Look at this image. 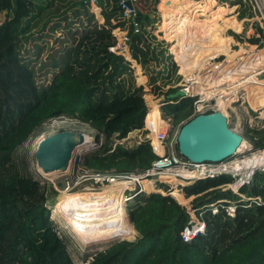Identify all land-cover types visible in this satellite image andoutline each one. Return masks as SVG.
Listing matches in <instances>:
<instances>
[{
  "label": "trees",
  "instance_id": "16d2710c",
  "mask_svg": "<svg viewBox=\"0 0 264 264\" xmlns=\"http://www.w3.org/2000/svg\"><path fill=\"white\" fill-rule=\"evenodd\" d=\"M120 1L96 0L104 12L103 15L94 10L101 25L87 0H0V264H76L69 252L72 239L50 219L49 202L56 194L51 184L23 176L14 160L18 149L43 127L50 115L80 118L97 130L98 141L105 136L100 151L76 159L91 170L145 172L158 159L148 141L132 148H113L115 141L141 131L153 111L148 84L141 81L138 86L147 94L149 114L144 95L129 74L130 66H142L151 85L157 83L156 72L164 87L170 86L174 77V83L179 84L181 77L167 44L155 35L161 23L158 15L143 21L140 33L131 36V59L110 51L117 44L112 31L126 28ZM158 3L154 0V9ZM221 3L231 7L217 0H161V37L170 43L172 53H178L180 48L177 35L183 28L187 34L195 24L202 31L216 33L215 49L224 54H229L233 43L231 37L224 36L227 29L253 39L254 33L237 19L240 14L245 17L241 1ZM166 26L169 27L165 29ZM52 40L55 44L49 48ZM140 73L147 79L141 68ZM179 90L170 88L163 94L168 97ZM253 91L256 96L260 94L257 88ZM194 102L190 98L166 100L162 111L177 126L192 117ZM254 104L257 111L264 110V99L258 102L255 98ZM244 138L252 141L256 149L264 147V129H248ZM93 140L86 135V145ZM158 152L162 154L163 149L159 147ZM232 181L230 176L223 175L181 187L182 195L177 190L174 193L184 201L195 197L192 205L196 209L220 200L238 202L239 196L223 189ZM159 186L167 195L154 189L153 183L146 184V192L157 193L138 195L126 211L121 200L115 199L110 207L105 206L106 201L94 208H87L85 203L77 214L71 203L89 202L92 198L63 196L56 210L62 214L60 207L65 208L64 216L71 221L72 232L78 233L86 245L106 241L104 230L110 231L112 239L124 238L121 220L127 219L126 212V238L133 236V227L139 233L133 245L111 243L87 253L78 264H264V175L257 174L241 190L248 199L261 198L262 204L247 208V202L241 203L235 218L225 211L218 215L206 213L205 232L188 243L181 237L190 222L187 209L173 198L175 194L169 195V185ZM110 213L116 216L109 218Z\"/></svg>",
  "mask_w": 264,
  "mask_h": 264
},
{
  "label": "built area",
  "instance_id": "2783aa9c",
  "mask_svg": "<svg viewBox=\"0 0 264 264\" xmlns=\"http://www.w3.org/2000/svg\"><path fill=\"white\" fill-rule=\"evenodd\" d=\"M140 1H120L119 7L126 28H117L112 31L117 39V44L110 49L112 53L124 55L126 58L130 56L131 36L129 34L131 27H134L133 34H139L141 31V24H137ZM240 1L245 17L241 18L240 14V16L237 15V19L240 18L239 21L246 30H251L254 33L253 39H250V44L236 42L229 36L230 32L238 35L236 31L227 29L224 36L231 37L233 43L230 45L229 54H224L222 50L215 49L218 47V44L214 42L216 33L209 29L202 31L199 24H195L190 27L187 34L183 28L182 32L177 35L176 43L178 41L180 44L178 53H172L169 49V54L178 67V75L181 77L178 87L185 92L186 98L195 101L192 119L201 114L217 112L218 102L225 100L227 103H231L233 108L230 110L249 109L250 107L251 110L257 112L251 106L249 97L250 87L257 82L256 79L260 80L259 78L264 75V62L259 55V52L264 50V0ZM94 2L96 0H87L90 5ZM114 24L116 23L114 22ZM243 45L245 46L244 49H242ZM250 48L254 50L250 52ZM149 111L150 108L148 107V114ZM163 122L166 129L158 127L155 134L159 146L154 145L151 138L154 132L153 127L147 123V117L144 125L145 130L148 131L147 138H140L138 141V145L148 141L154 154L158 157L153 162L151 169L145 172L119 174L113 171L97 172L91 170L84 166L81 161L71 163L69 169L64 174H60L63 176L66 185L65 192L67 194H101L108 189L121 187L123 189L121 198L125 208L138 195L148 194L142 187L145 181L152 182L153 186L156 187L164 175L180 180L181 187L223 175L230 176L233 181L225 185L223 189L239 196L240 201L220 200L203 209H196L193 205H182L190 215V222L181 233L183 241L187 243L205 232L204 217L206 213L218 215L225 211L229 217L235 218L241 203L247 202V208L254 204H262L261 198L248 199L241 194V190L250 185L257 174L264 175V147L256 149L247 144L236 156L219 164H192L182 158L178 150L175 152L179 131L188 121L177 126L170 118L167 121L163 120ZM140 133L141 131H138V135ZM171 135L172 139L168 145L167 142ZM128 141L129 138L115 141L113 148L115 149L118 145L126 147ZM103 144L104 140L101 139V146ZM157 147L163 149L162 154H159ZM176 187L179 189V184Z\"/></svg>",
  "mask_w": 264,
  "mask_h": 264
},
{
  "label": "rangeland",
  "instance_id": "374dc122",
  "mask_svg": "<svg viewBox=\"0 0 264 264\" xmlns=\"http://www.w3.org/2000/svg\"><path fill=\"white\" fill-rule=\"evenodd\" d=\"M240 19V18H239ZM169 26H166L165 29H167ZM239 32V30H238ZM157 35V34H156ZM229 36L234 37L236 42H240L241 44H250L251 40L250 39H245L243 38L240 34L236 35L234 32H230ZM159 41H164L163 39L157 37ZM165 43L167 44L166 48L169 52L170 49V44L168 42L165 41ZM53 44H55V41L52 40L50 41V46L49 48L53 47ZM56 48V47H55ZM226 54V53H225ZM128 60L131 59L130 56H127ZM132 65V63H131ZM139 67H136L135 64H133L132 66H130V70L132 73H129L130 75H132L135 79V83H136V88L143 93L145 101L148 105L147 99H146V93L144 91H142V89L139 88V84L141 83V81H143L144 85L148 84L149 87V92L150 95L153 96V101L150 105V108L153 109L152 113L149 116V119L147 120V123L150 127H153V135H151V138L153 141H156V131L159 128H163L166 129V125L164 124V121H167L168 118H166L164 116V113L162 111L164 102L167 100V96L163 93H166L168 91V89L170 88H177L178 84L176 85L174 83V81L176 80V77H174L172 79L171 85L164 87V81L159 78L158 72H156V74H154V77L157 79V83L156 85H151L150 82V77L148 75V72L143 70L142 66L138 65ZM140 68L143 72V74L146 76L147 79H143V75L140 73ZM181 73H183L181 71ZM49 79L52 78V74H50V76L48 77ZM143 79V80H142ZM260 80H258L259 82H264V75H262L260 78ZM156 87H161L162 89L156 90ZM250 104L253 108H255V104H254V100L256 98V101H263L264 96L263 93L264 91L260 92V94L258 96H256L253 89H250ZM255 95V96H254ZM165 99V100H164ZM262 105V104H261ZM222 108L224 109L226 115L228 116V121H229V125L231 126V128L238 132L239 134H241L243 137L246 133V131L248 129H255V130H262L264 129V116L262 117L261 112H256L254 110H251L250 107L249 109H236V110H230L232 107V105L230 106H223L221 105ZM260 106V105H259ZM149 107V105H148ZM156 109H159V113L154 116V111ZM257 110V108H255ZM221 110H217V112H220ZM231 111V112H230ZM259 111V110H258ZM160 114V115H159ZM160 117V118H159ZM163 118V119H162ZM161 119V120H160ZM189 119H192L189 118ZM188 119V120H189ZM159 120V121H158ZM188 120L184 121L181 124L186 123ZM178 128V127H177ZM65 131H72V132H81L84 133L85 135L90 136L91 138L94 139V141L96 142L97 145H99L97 147V149H95L96 151L93 150H89L87 151L85 154L87 153H91V152H98L101 150L100 145H101V139L104 140L105 143V136L102 135L100 136V141H98L96 139V137L98 136V132L97 130H95V128L88 123H84L82 120H80V118H73V117H67V116H61V117H56L53 115H50L45 124L43 125V127L38 130L33 136L32 138L29 139V141L24 144L22 147H20L18 149V151L15 154L14 160L15 163L18 167V170L20 171V173L23 176L26 177H32L36 180H40L42 181V183H48L51 184L53 190L55 191V195L52 196L50 202H49V208L51 209V216L50 219L51 221H53L54 225L59 229L60 232L65 231H69L70 235H67L69 238L72 239V244L71 246H69V252L70 255L74 261V263L78 264V263H82L83 259L85 257V255L89 252L92 251H99V249L101 248H105L107 247L109 244L114 243V242H125L126 244L129 245H133L136 240L137 237L139 235L138 231L136 229H134V227L132 228V233L133 236L126 238L127 234H128V225H129V221L128 219V212H126V216L127 219H122L121 220V226L124 228V238L118 237L116 239H112L111 235H110V231L109 230H104V242H100V243H96V244H85L84 240H82L77 234L75 235L72 231V229L70 228V224L69 222H71L70 220L67 221L66 217L64 216L67 211L65 210V208H63L62 206L61 211L62 214H60L59 212H57L56 208H57V203H60V201H62L63 195H76V194H67L65 192V188L66 185L64 183V179L62 177V175H57L54 174L53 175H45L43 174L42 171L39 170V168L36 165V161H35V152L38 148V145L40 143H38L39 141L41 142L42 139H46L52 135L61 133V132H65ZM147 133L148 131L144 129L141 130V133L138 135V132H136L133 135H129V141L126 143V147H135L138 146V141L140 140V138L145 139L147 138ZM172 139V135L169 138L167 144L169 145L170 141ZM245 139V143L250 144L254 147V143L252 141H250L247 138ZM158 143V142H157ZM177 151V149L175 148V152ZM79 152L77 151L75 153V155L73 156V160L72 163L76 162V159L79 157ZM41 174V175H40ZM57 175V176H56ZM44 176V177H43ZM162 180V182H161ZM161 180L158 181V183L156 184V187H154V189L156 188V190L161 191L160 194H164L167 195L165 193L164 190L160 189V184H165V183H170L168 184L170 186V190L172 188V190L169 192V195L172 196V194H175L174 192L177 190L179 192L180 195H182V192H180V188H181V184L173 179H169L168 177L166 178H161ZM60 182V183H59ZM172 182V183H171ZM181 182V181H180ZM179 184V189H177V185ZM61 185V186H60ZM167 185V184H166ZM59 190V191H58ZM164 191V192H163ZM149 194L151 193H157V192H148ZM159 193V192H158ZM84 194V193H82ZM78 196V195H77ZM176 196V197H175ZM175 196L173 198H175L179 203H181V205H187V206H191L192 205V201L194 200L193 198L188 199L186 201H184L182 199L181 196L175 194ZM94 198V199H93ZM92 200H90L89 202L87 201H83V202H79V203H72L70 206L71 208H73L77 214H79L81 212V210L84 208L82 207L83 204L86 203L87 208L96 205L100 203V200L95 199L96 197H93ZM84 199V198H81ZM85 199H90V198H85ZM193 199V200H192ZM102 201V200H101ZM107 205H105L106 207H110L114 201H106ZM135 200L131 201L128 206H132L134 204ZM112 203V204H111ZM115 203V202H114ZM127 206V207H128ZM127 207L125 206V211L127 209ZM86 208V209H87ZM116 216L115 214H109V218ZM132 226V225H131ZM62 229V230H61ZM111 238V239H110ZM109 239V240H108Z\"/></svg>",
  "mask_w": 264,
  "mask_h": 264
},
{
  "label": "water",
  "instance_id": "95a60500",
  "mask_svg": "<svg viewBox=\"0 0 264 264\" xmlns=\"http://www.w3.org/2000/svg\"><path fill=\"white\" fill-rule=\"evenodd\" d=\"M155 13L147 17L139 13L137 24L153 18ZM10 17H14L13 11ZM133 29L132 26L130 36ZM184 98L185 92L179 90L168 96L167 100ZM244 142V137L231 128L227 117L221 112H213L198 115L183 125L177 137V150L182 158L192 164H219L236 156ZM86 144V135L81 132L65 131L52 135L38 145L34 155L36 165L45 175L64 174L77 151L80 153L79 158H82L90 154H85L87 151L90 149L96 151L99 146L94 140L93 144L90 143L91 147H87ZM101 147L100 145L99 148Z\"/></svg>",
  "mask_w": 264,
  "mask_h": 264
},
{
  "label": "bare ground",
  "instance_id": "6f19581e",
  "mask_svg": "<svg viewBox=\"0 0 264 264\" xmlns=\"http://www.w3.org/2000/svg\"><path fill=\"white\" fill-rule=\"evenodd\" d=\"M252 37H254V34H252ZM245 47V46H244ZM246 47H248V46H246ZM254 50V49H253ZM253 50H251V51H253ZM250 51V52H251ZM259 55L261 56V59L263 60V62H264V50H262V51H260L259 52ZM257 80V79H256ZM255 88H257V91H258V93H260V92H262V91H264V82H259L258 80H257V82L253 85V86H251L250 87V89H255ZM221 105H223V106H230L231 105V103H227V101L225 100V101H219L218 102V105H217V109H219V110H221L220 112L225 116V117H227L226 116V113H225V111H224V109L222 108V106ZM234 110H236V109H234ZM237 111V110H236ZM155 113H154V116H156L158 113H159V109H156L155 111H154ZM160 115V114H159ZM160 118V117H159ZM161 120V119H160ZM159 121V120H158ZM42 141H43V139H42ZM38 143H41L40 141L38 142ZM92 144H93V142H92ZM159 145V144H158ZM245 145H247V143H245L244 142V144H243V146H242V148H244L245 147ZM87 147H91L90 146V144H88L87 145ZM242 148L240 149V151L242 150ZM40 170V169H39ZM41 171V170H40ZM41 175V174H40ZM48 175H53L54 176V174H48ZM58 175V174H57ZM56 175V176H57ZM44 177V176H43ZM63 177V176H62ZM166 177H168L169 179L171 178V179H173V180H175V181H177V182H179V183H181L180 182V180H177L176 178H174V177H172V176H169V175H164V176H162L161 178H166ZM161 182H162V180H161ZM60 183V182H59ZM150 183H152V182H149V181H145L144 183H143V185H142V187H143V189H144V186L146 185V184H150ZM172 183V182H171ZM59 191V190H58ZM122 191H123V189L121 188V187H119V188H117V189H108L107 191H104L103 193H101V194H86V193H84V194H76V195H74V196H77V197H79V198H93V197H96V198H101L100 199V201L102 200V201H115V199L116 200H121V206L122 207H124V204H123V202H122ZM148 193V192H147ZM149 194V193H148ZM63 196H68V195H66V194H64ZM73 203H75V202H73ZM72 204V203H71ZM75 234H77V235H79L78 233H75ZM86 235H103V234H92V233H87ZM111 239V238H110ZM109 240V239H108ZM107 241V240H106Z\"/></svg>",
  "mask_w": 264,
  "mask_h": 264
},
{
  "label": "crops",
  "instance_id": "0c3cea01",
  "mask_svg": "<svg viewBox=\"0 0 264 264\" xmlns=\"http://www.w3.org/2000/svg\"><path fill=\"white\" fill-rule=\"evenodd\" d=\"M182 1H184V0H182ZM192 1H198V0H192ZM217 1H218L220 4H222V5L230 6V5L227 4V3H221V0H217ZM168 2H169V1L165 2V4L167 5ZM153 3H154V0H141L140 3H139V5H138V8H139L140 12H141L143 15H145V14L147 13V14H149L148 16H150L151 14H153L154 12H156V13H155V16H154L153 18H150L151 20L155 19L156 15H158V16L160 17V19H161V23L158 25V28H157V31L155 32V35L157 34L156 36L162 39L161 36H164V32H161V27H162V25H163L164 18H163V15H162V13H161V11H160V9H159V5H160V3H161V0H159V3H158V5L156 6L155 9H154V5H153ZM239 5H240V4H239ZM240 6H241V5H240ZM91 7H92V13H94V15H95L97 21L99 22V24L103 25V24L98 20L97 13H95V11H94L95 9H96V10H100V11L103 13V15H104L103 9L100 8V7H98L97 4H96V2L92 3V4H91ZM230 7H231V6H230ZM236 33H237V32H236ZM237 34H239V33H237ZM232 38H233V40H235L234 37H232ZM164 41L167 42V40H164ZM169 44H170V43H169ZM135 62H136V61H135ZM136 63H137V62H136ZM137 64H138V63H137ZM263 111H264V110H260V109H259V111H257V112H261V115H262V117H263V116H264ZM136 132H138V131H135V132H133V133L135 134ZM131 134H132V133H131ZM163 192H164V191H163ZM192 198L195 199V197H192ZM193 199H192V200H193Z\"/></svg>",
  "mask_w": 264,
  "mask_h": 264
},
{
  "label": "clouds",
  "instance_id": "9594fccd",
  "mask_svg": "<svg viewBox=\"0 0 264 264\" xmlns=\"http://www.w3.org/2000/svg\"><path fill=\"white\" fill-rule=\"evenodd\" d=\"M64 232H65L67 235H70V234H69V231L67 232V231L64 230ZM75 235H76V234H75Z\"/></svg>",
  "mask_w": 264,
  "mask_h": 264
}]
</instances>
